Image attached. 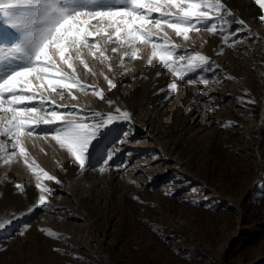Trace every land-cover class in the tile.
<instances>
[{
  "label": "rangeland",
  "instance_id": "1",
  "mask_svg": "<svg viewBox=\"0 0 264 264\" xmlns=\"http://www.w3.org/2000/svg\"><path fill=\"white\" fill-rule=\"evenodd\" d=\"M222 2L248 22L258 41L216 56L220 41L210 33L192 32L184 41L166 30L181 50L207 55L220 65L222 86L212 80L207 89L199 83L193 88L158 61L148 66L151 50L144 46L140 59L125 57L121 66L124 49L113 54L111 48L118 45L97 38L107 48L112 71L83 51L81 58L96 74L77 62L79 78L130 111L133 131L128 143L117 145L121 151L110 162L112 169L78 177L54 141L27 139L31 156L63 187L46 181L58 189L60 198L51 201L55 211L25 215L37 195L35 178L22 161L0 166V222L13 220L0 230V264H264V24L254 19V0ZM225 74L234 79L224 80ZM104 75L118 87L108 91ZM174 79L178 90L165 100L159 89ZM245 91L255 104L241 106L238 98ZM76 94L78 102L64 103L110 111L97 97ZM228 121L235 126L222 128ZM118 127L127 130L123 123ZM101 147L111 145L105 141ZM118 165L127 167L116 170ZM16 184L25 188L23 194ZM23 225L30 227L21 238L16 233ZM40 228L63 239L54 241Z\"/></svg>",
  "mask_w": 264,
  "mask_h": 264
},
{
  "label": "snow or ice",
  "instance_id": "2",
  "mask_svg": "<svg viewBox=\"0 0 264 264\" xmlns=\"http://www.w3.org/2000/svg\"><path fill=\"white\" fill-rule=\"evenodd\" d=\"M254 4L258 6L254 19L264 24V0H254ZM167 29L184 41H189L192 32L210 33L220 41L214 49L216 56L224 55L225 49L237 50L238 44L259 40L248 22L237 17L222 0H0V166L22 161L35 178L37 195L25 215L37 209L55 211L51 201L60 198L58 189L46 181L63 187L60 178L31 156L25 146L27 139L54 141L70 157L78 177L89 171L103 174L112 169L110 162L121 151L117 145L128 143L133 131L132 113L117 100L109 99L105 90L83 83L78 76V64L85 72L96 74L81 58L85 49L112 71L107 48L99 46L97 38L106 45H118L111 48L113 54L124 49L121 66L125 57L140 59L144 46L151 50L148 66L158 61L163 70L193 88L199 83L207 89L212 80L222 86L217 75L220 65L207 55L181 50ZM160 75L157 71L156 76ZM104 79L108 91L118 87L107 75ZM176 79L159 89V93H165V100L178 90ZM223 79L234 78L225 74ZM76 93L97 97L110 111H85L79 103H64L78 102ZM196 95L202 97L203 93L197 91ZM247 96L245 91L238 98L241 106L256 103ZM215 99L209 97L203 103ZM121 123L127 130L118 127ZM234 126L232 121L221 125L224 129ZM105 141L111 147H101ZM121 167L127 166H115L116 170ZM15 188L19 194L25 192L21 184ZM132 199L144 203L139 196ZM12 223V219L0 222V230ZM29 227L21 226L16 234L23 238ZM39 231L54 241L63 239L50 228Z\"/></svg>",
  "mask_w": 264,
  "mask_h": 264
},
{
  "label": "bare ground",
  "instance_id": "3",
  "mask_svg": "<svg viewBox=\"0 0 264 264\" xmlns=\"http://www.w3.org/2000/svg\"><path fill=\"white\" fill-rule=\"evenodd\" d=\"M229 1H231V0H229ZM21 171H23V170H21ZM19 173L22 174V172H19ZM16 200H18L19 202L21 201L19 197H16Z\"/></svg>",
  "mask_w": 264,
  "mask_h": 264
}]
</instances>
